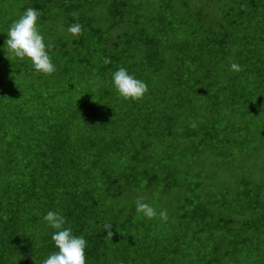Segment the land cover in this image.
Instances as JSON below:
<instances>
[{"label": "trees", "instance_id": "obj_1", "mask_svg": "<svg viewBox=\"0 0 264 264\" xmlns=\"http://www.w3.org/2000/svg\"><path fill=\"white\" fill-rule=\"evenodd\" d=\"M30 7L82 33L52 43L50 75L0 53V264L57 251L49 210L87 240V264H264V0ZM119 67L146 82L141 99L119 96ZM256 154L260 179L242 158ZM217 159L236 182L191 169ZM138 199L175 209L148 219Z\"/></svg>", "mask_w": 264, "mask_h": 264}, {"label": "clouds", "instance_id": "obj_2", "mask_svg": "<svg viewBox=\"0 0 264 264\" xmlns=\"http://www.w3.org/2000/svg\"><path fill=\"white\" fill-rule=\"evenodd\" d=\"M40 11L36 8H27L7 29V38L0 47L6 50L11 57L24 60L29 59L33 69L44 75H50L56 71V66L50 55L53 44L46 40L39 31L38 21ZM67 31L74 37L82 33V26L79 23L70 24ZM6 45V48H5ZM109 58H104V63H109ZM233 71H240V65L231 63ZM112 85L125 100L141 99L148 91L145 81L138 79L128 69L119 67L111 74ZM136 212L144 217L152 219L159 215L161 220L168 219L167 212L156 209L141 199L136 201ZM47 225L54 229L51 239L57 251L50 253L43 259L42 264H87L85 250L87 240L83 235H75L71 227H66L65 217L57 211L49 210L43 217ZM105 230L112 235L111 225L105 224Z\"/></svg>", "mask_w": 264, "mask_h": 264}, {"label": "rangeland", "instance_id": "obj_3", "mask_svg": "<svg viewBox=\"0 0 264 264\" xmlns=\"http://www.w3.org/2000/svg\"><path fill=\"white\" fill-rule=\"evenodd\" d=\"M191 1V5H195L197 0H189ZM24 3V0H0V46H2L7 38V34L4 33L9 28L11 22L19 17L20 14H22L24 11L22 10V5ZM205 4V2H202ZM201 3V4H202ZM200 5V4H199ZM151 11L152 8H149ZM205 9H208L206 6ZM97 15V18L101 19L103 23H106V13L104 12V9L100 6H97L94 11ZM217 12V11H216ZM102 23V24H103ZM65 20L64 16L61 14V12L54 14L51 18H46L45 20H42L39 26V31L45 36L46 40L53 43L58 39H71L74 36H72L71 33L67 31V28L64 27ZM6 48V45H5ZM0 53H4L8 56L10 54L6 53V50L0 47ZM11 57V56H10ZM257 155V154H256ZM244 161L245 168L247 169L248 174L252 179H256L262 176V165L260 164V155L257 156H244L242 157ZM241 158V159H242ZM209 160V159H208ZM235 162H239V158H236ZM210 162H206L202 165H192L191 169H194L195 171L197 169H201L200 172H211L216 173V178L213 177V180L216 182H224L225 180H232L233 182H236L235 175L236 173L229 174L230 172H225V168H229L233 163H230L228 166L221 163L217 159V167L211 166L209 164ZM235 165H233L231 172H233ZM166 206H163L165 208V211L171 212L175 209V203L171 201L164 202Z\"/></svg>", "mask_w": 264, "mask_h": 264}]
</instances>
